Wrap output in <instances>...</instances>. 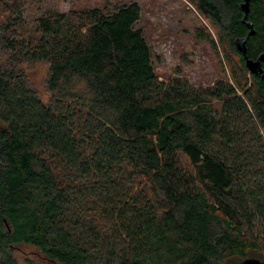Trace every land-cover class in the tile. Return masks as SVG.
<instances>
[{
    "label": "trees",
    "instance_id": "obj_1",
    "mask_svg": "<svg viewBox=\"0 0 264 264\" xmlns=\"http://www.w3.org/2000/svg\"><path fill=\"white\" fill-rule=\"evenodd\" d=\"M229 75L160 81L137 2L29 27L0 0V264H264V0H187ZM49 66L52 103L24 63ZM264 70V63H262ZM27 264H40L27 261Z\"/></svg>",
    "mask_w": 264,
    "mask_h": 264
},
{
    "label": "rangeland",
    "instance_id": "obj_2",
    "mask_svg": "<svg viewBox=\"0 0 264 264\" xmlns=\"http://www.w3.org/2000/svg\"><path fill=\"white\" fill-rule=\"evenodd\" d=\"M129 2H137L142 9L137 28L144 32L152 48L153 63L160 81L183 80L196 88H209L229 75V69L224 70L223 62L211 43L198 35L205 29L213 32L212 28L187 0H24V18L29 27H34L35 20L47 13H67L89 7L112 10ZM2 13L0 9V19ZM7 58L8 54L1 49L0 61L5 62ZM19 67L25 73L29 88L43 103L51 104L48 64L24 63ZM14 256L18 264H27V261L48 264L37 249L26 245L15 250Z\"/></svg>",
    "mask_w": 264,
    "mask_h": 264
},
{
    "label": "water",
    "instance_id": "obj_3",
    "mask_svg": "<svg viewBox=\"0 0 264 264\" xmlns=\"http://www.w3.org/2000/svg\"><path fill=\"white\" fill-rule=\"evenodd\" d=\"M251 1L253 0H244V2L242 3V9L245 13L244 15V19L243 22L247 23L248 20V15L250 13V7H251ZM248 28L250 29V33L247 37L245 38H239L235 41V45L238 49V51L244 55L245 59H246V66L248 68V70L253 73V74H263V68H262V63H264V55H261L259 57L258 60H252L249 59L247 56V42H248V38L250 36L255 35L256 31L253 27V24L251 23H247ZM264 78V75H263ZM242 264H263L261 261L256 260V259H249L244 261Z\"/></svg>",
    "mask_w": 264,
    "mask_h": 264
}]
</instances>
